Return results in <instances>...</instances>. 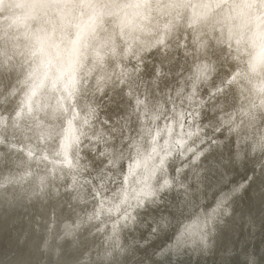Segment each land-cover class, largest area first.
<instances>
[{
  "label": "bare ground",
  "instance_id": "bare-ground-1",
  "mask_svg": "<svg viewBox=\"0 0 264 264\" xmlns=\"http://www.w3.org/2000/svg\"><path fill=\"white\" fill-rule=\"evenodd\" d=\"M261 145L264 0H0V264H264Z\"/></svg>",
  "mask_w": 264,
  "mask_h": 264
},
{
  "label": "rangeland",
  "instance_id": "rangeland-1",
  "mask_svg": "<svg viewBox=\"0 0 264 264\" xmlns=\"http://www.w3.org/2000/svg\"><path fill=\"white\" fill-rule=\"evenodd\" d=\"M131 64H132V63H131ZM92 81H93V80H91V82H90V84H89V86H88L90 89H87V90H88V91L90 90L89 93H90L93 97L90 96V95L88 94V91L86 92V93H87L86 95H88V97H91V99H93V100L95 99L94 101L90 99L91 101H93V104H92V102H91V104H92L94 107H97V106H98L96 111H97V113H99V107H100L99 104H102V97H103V96H101V95H104V94L106 93V91H103V89H102V91L104 92V93H103V92L99 89V87L95 85V84L99 85V84L97 83V80H94V81H93L94 83H92ZM95 82H96V83H95ZM225 83H226V82H225V79H224V77H223L222 79H218V81H215L214 83H211V84L208 86V88H210V86H211L212 84L214 85V87H217V86H220V85L225 84ZM90 85H91L92 87H94V90L92 89V87H91ZM96 87H97V88H96ZM91 89H92V92H94V91L97 89V93H98V94L100 93V92H98V91H101L103 94L100 93L99 95H98V94L95 95V94H94V93H96V91H95V92L93 93V94L95 95V97H94V95H93L92 92H91ZM204 91L206 92L205 95H204V97H205V96L208 97V95H207V89H205ZM202 94H203V93H202ZM135 95H136V93H135ZM135 95H134V97H135ZM97 96H98V97H97ZM105 96H106V95H104V97H103L104 99H106ZM137 96H138V95H136L135 99H136V98L138 99ZM201 96H202V95H201ZM96 97H97L98 99L101 97V98H100V101L96 100V99H97ZM95 101H96V102H95ZM97 102L99 103L98 105H96ZM103 102H104V101H103ZM204 130H205V131H204ZM202 132H203V134H204L205 136H206L207 134L211 136V137H205V136H204L205 141H206V140H207V141H206V142L204 141L203 143H204V144H205V143H206V144L208 143L207 145H206V144H205V145H206V146H211V147H213V146H214V145H213V138L216 137V136L219 137V136L225 134V133H226V130H225V129H223V130H221V129L216 130V128H213V127H210V126H205V129H203ZM165 133H166V132H165ZM218 133H220L221 135L218 134ZM217 137H216V138H217ZM86 139H87V138H86ZM88 139H90V137H89ZM84 140H85V139H84ZM165 140H166V145H167V148L169 149V151H172V152L175 153V154H182L185 158L187 157V155H188L187 149H185V151H184L183 148L181 147V143H180V135L178 134L177 130H174L172 133H170V134L168 135V137H167ZM165 140H164V141H165ZM87 142H88V143H87ZM87 142H86V140L83 142V143H85L84 145H86V146H85V148H83L84 150H83V149H82V150H83V151H86V152H88L89 154L95 156V153H98V152L96 151L97 149H96L95 147H93V144L95 143V140L93 141V139H92V140L90 139L89 141L87 140ZM92 143H93V144H92ZM210 143H211V145H210ZM87 144H89V145L91 144V146L89 147ZM169 145H170V146H169ZM195 146H196V145H195ZM88 149H89L90 152L87 151ZM90 149H91V150L93 149V152H92ZM170 149H171V150H170ZM188 149H189V150H194V149H195V147L192 146V143H191V142H190V144L188 145ZM94 150H95V151H94ZM183 151H184V152H183ZM182 152H183V153H182ZM92 153H93V154H92ZM127 154H128V153H127ZM129 155H130V158H133V157H132V153H129ZM122 156H123V155H121L120 157H122ZM125 156H126V158H125ZM125 156H124V158L127 159L128 155H125ZM128 158H129V157H128ZM179 159H181V158H179ZM189 160H190V159H189ZM189 160H188V158H186V160H183V162L185 163V162H187V161H189ZM125 161H126V160H125ZM187 163H188V162H187ZM123 164H124V161H121V160H120L119 165H118V170H121V169H122ZM124 166H125V165H124ZM94 168H96V169H94ZM94 168H93V169H94L95 171H97V172H95L93 169H91V170L89 169V170H88L89 172H88L87 169H86V172L84 171V173H83L85 176L88 175V178H86V179L84 178L85 181H83V182H85L86 185H89L91 182H93L94 184L97 185V184H99V183H97V182L101 181V183H102L103 181L105 182V180H106V182H105L104 185L107 186V185H108L107 182L111 181V182L114 183V181H112V180H115V179H117V178L120 176V175H117V174H113L111 171L109 172L108 170H105V169H103V168H101V167H94ZM186 169L188 170V168H185V170H186ZM102 170H103V171H102ZM104 170H105L106 174H105ZM178 170H179V169H177V173L179 174ZM91 171H92V172H91ZM93 171H94V172H93ZM100 172H101V173L103 172V173L101 174ZM108 172H109V174H108ZM174 172L176 173L175 169H174V170L172 169L170 175L176 176V177H174V178L178 179V177H179L180 175H178V174L175 175ZM86 173H88V174H86ZM89 173H90V174H89ZM96 173H97V174H96ZM111 173H112L113 175H112ZM172 173H173V174H172ZM92 174H94V175L92 176ZM95 174H96V175L99 174V175H101V176H99V175H98V176H95ZM84 175H83V176H84ZM89 175H90L91 180H88V182H89V183H88V182H87V179H90V178H89ZM104 175H105L106 177H103ZM177 175H178V176H177ZM85 176H84V177H85ZM91 176H92V177H91ZM114 176H115V177H114ZM94 177H95V180H96V181L94 180ZM108 177H109V178L111 177V178H110L111 180H110ZM113 177H114V179H113ZM180 177H181V176H180ZM92 178H93V179H92ZM96 178H97L98 180H97ZM101 178H102V179L104 178V179L102 180ZM107 180H108V181H107ZM90 181H91V182H90ZM111 182H110V184H111ZM113 183H112V185H113ZM112 185H110V187H111ZM89 186H90V185H89ZM174 186H175V185H174ZM175 187H176V186H175ZM175 187H174V188H175ZM156 197H158V195L154 196V198H152V199L155 200ZM97 206H99V209L101 208V206H100L98 203L95 204V207H97ZM99 214H100V212H98V213L96 214V217H97V218H98ZM97 218H96V219H97ZM100 221H101V218H100ZM196 247H197V246H193V247L190 246V247H187V248H189V249H193V248H194V249H195ZM184 249H185V248H184Z\"/></svg>",
  "mask_w": 264,
  "mask_h": 264
},
{
  "label": "clouds",
  "instance_id": "clouds-1",
  "mask_svg": "<svg viewBox=\"0 0 264 264\" xmlns=\"http://www.w3.org/2000/svg\"><path fill=\"white\" fill-rule=\"evenodd\" d=\"M17 7H21L20 5L12 4V3H4L3 8L5 11L9 9H15ZM106 7L109 8H116L125 11L128 15H139L140 9H147L149 7H156L159 8V5L156 6H149L146 4H139V3H128V4H119V5H107Z\"/></svg>",
  "mask_w": 264,
  "mask_h": 264
},
{
  "label": "snow or ice",
  "instance_id": "snow-or-ice-1",
  "mask_svg": "<svg viewBox=\"0 0 264 264\" xmlns=\"http://www.w3.org/2000/svg\"><path fill=\"white\" fill-rule=\"evenodd\" d=\"M253 71H255V69L253 68L252 69ZM261 148H262V150H264V145H261ZM244 186L243 185H241V188H243Z\"/></svg>",
  "mask_w": 264,
  "mask_h": 264
},
{
  "label": "flooded vegetation",
  "instance_id": "flooded-vegetation-1",
  "mask_svg": "<svg viewBox=\"0 0 264 264\" xmlns=\"http://www.w3.org/2000/svg\"><path fill=\"white\" fill-rule=\"evenodd\" d=\"M88 254V253H87Z\"/></svg>",
  "mask_w": 264,
  "mask_h": 264
},
{
  "label": "water",
  "instance_id": "water-1",
  "mask_svg": "<svg viewBox=\"0 0 264 264\" xmlns=\"http://www.w3.org/2000/svg\"><path fill=\"white\" fill-rule=\"evenodd\" d=\"M173 261V260H172Z\"/></svg>",
  "mask_w": 264,
  "mask_h": 264
}]
</instances>
